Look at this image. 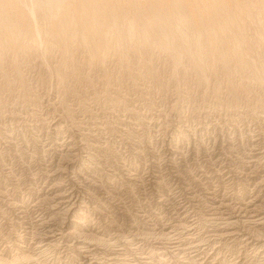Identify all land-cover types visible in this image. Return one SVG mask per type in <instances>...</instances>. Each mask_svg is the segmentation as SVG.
<instances>
[{
  "label": "rangeland",
  "instance_id": "obj_1",
  "mask_svg": "<svg viewBox=\"0 0 264 264\" xmlns=\"http://www.w3.org/2000/svg\"><path fill=\"white\" fill-rule=\"evenodd\" d=\"M250 211L264 0H0V261L264 264Z\"/></svg>",
  "mask_w": 264,
  "mask_h": 264
},
{
  "label": "bare ground",
  "instance_id": "obj_2",
  "mask_svg": "<svg viewBox=\"0 0 264 264\" xmlns=\"http://www.w3.org/2000/svg\"><path fill=\"white\" fill-rule=\"evenodd\" d=\"M255 202V201H254ZM251 205V204H250ZM253 205V204H252ZM263 207V206H262ZM252 209V208H251ZM255 209H256V207H255ZM254 209V210H255ZM262 210V209H261ZM244 211H245V209H244ZM263 211V210H262ZM246 212V211H245ZM244 212V213H245ZM238 213V212H237ZM236 214V213H235ZM232 215H233V217H234V214L232 213ZM237 216V215H236ZM221 218H222V216H221ZM241 218V217H240ZM217 219V218H216ZM223 219V218H222ZM224 219H226V218H224ZM218 220V219H217ZM220 220V219H219ZM221 221V220H220ZM241 222H243V221H241L240 219H234V218H232V219H228V220H226L224 223H223V225L224 226H226V229H229V228H233V227H235L236 225H238V224H240ZM246 223V225L248 224H254V225H260V224H264V215H261L259 212H255V211H250V213H249V216L247 217V219H246V221L243 223V225ZM49 224V223H48ZM191 224V223H190ZM193 224V223H192ZM220 224V223H219ZM262 224V225H263ZM45 225H46V223H45ZM184 225V224H183ZM183 225L181 226V227H183ZM189 225V224H188ZM187 225V226H188ZM186 226V225H185ZM220 226V225H219ZM42 227V226H41ZM47 227V226H46ZM194 228H195V226H193ZM237 227V226H236ZM239 227H241V226H239ZM250 227V226H249ZM253 227V226H252ZM263 227V226H262ZM44 228V227H43ZM179 228V227H178ZM188 228H190V227H188ZM222 228H224V227H222ZM246 228V227H245ZM260 228V227H259ZM177 229V228H176ZM196 229V228H195ZM237 229V228H236ZM62 230V229H61ZM248 230H250V229H248ZM257 230V229H256ZM25 231V230H24ZM46 231V230H45ZM51 231H52V229H51ZM55 231V230H54ZM53 231V233L55 234V232ZM63 231V230H62ZM179 231V230H178ZM241 231V230H240ZM251 231V230H250ZM171 232V231H170ZM187 232H189V231H187ZM247 232V231H246ZM26 233V232H25ZM47 233V232H46ZM52 233V234H53ZM58 233V232H57ZM60 233V232H59ZM62 233V232H61ZM68 233V232H67ZM162 233V232H161ZM172 233V232H171ZM223 233V236L225 235H231L232 234V231H230V230H225L224 232H222ZM225 233V234H224ZM237 233V232H236ZM242 233H243V231H242ZM51 234V235H52ZM68 234H70V232L68 233ZM173 235H174V233H172ZM238 234V233H237ZM240 234H241V232H240ZM249 234V233H248ZM43 235H45V234H43ZM51 235H50V237H51ZM59 235V234H58ZM172 235V236H173ZM180 235V234H179ZM196 235V234H195ZM194 235V236H195ZM219 235V234H218ZM222 234H220L219 236H221ZM233 235V234H232ZM239 235V234H238ZM256 235V234H255ZM47 236V235H46ZM60 236H62V234L60 235ZM71 236V235H70ZM139 236V235H138ZM150 236V235H149ZM191 236V235H190ZM217 236V235H216ZM241 236V235H240ZM250 236V235H249ZM257 236V235H256ZM57 237V236H56ZM56 237H55V239H56ZM71 237H73V236H71ZM132 237V236H131ZM218 237V236H217ZM222 237V236H221ZM220 237V238H221ZM239 237V236H238ZM38 238H40V239H42L41 237H38ZM63 238V237H62ZM150 238H151V236H150ZM164 238H166V240H175V239H172L171 238V236L168 234L167 236H165L164 235ZM183 238V237H182ZM192 238V237H191ZM223 238H225V237H223ZM232 238H233V236H232ZM255 238V237H254ZM259 238H261V236L259 237ZM44 239V238H43ZM47 239H48V237H47ZM66 239V238H65ZM138 239V238H137ZM190 239V238H189ZM249 239V238H248ZM250 239H251V237H250ZM74 240V239H73ZM118 240V239H117ZM121 240V239H120ZM132 240V239H131ZM136 240V239H135ZM180 240H182L181 238H180ZM238 240V239H237ZM47 241V240H46ZM127 241V240H126ZM139 241V240H138ZM178 241V240H177ZM185 240H183V242H184ZM191 241V240H190ZM53 242V241H52ZM61 242V241H60ZM95 242V241H94ZM128 242V241H127ZM136 242V241H135ZM168 242V241H167ZM178 242H180V241H178ZM182 242V241H181ZM260 242V241H259ZM43 243V242H42ZM54 243V242H53ZM56 243V242H55ZM62 243V242H61ZM100 243V242H99ZM132 243V242H131ZM170 243H173V242H170ZM185 243V242H184ZM37 244V243H36ZM57 244V243H56ZM86 244V243H85ZM84 244V245H85ZM108 244V243H107ZM106 244V245H107ZM116 244V243H115ZM133 244V243H132ZM135 244V243H134ZM138 244V243H137ZM178 244H180V243H178ZM189 243H187V245H188ZM66 245V244H65ZM92 245V244H91ZM103 245H105V244H103ZM136 245V244H135ZM170 245V244H169ZM190 245V244H189ZM188 245V246H189ZM192 245V244H191ZM194 245V244H193ZM37 246V245H36ZM41 246V245H40ZM46 246V245H45ZM58 246V245H57ZM77 246V245H76ZM109 246H111V244L109 245ZM114 246V245H113ZM176 246H178V245H176ZM176 246H174V247H170V248H168V250H169V252L170 253H172V255L174 256V257H177V256H179V255H182V251L184 250V248H183V250L180 248V245H179V247H176ZM183 246V245H182ZM78 247V246H77ZM84 247V246H83ZM123 247V246H122ZM168 247V246H167ZM191 247V246H190ZM193 247V246H192ZM198 247V246H197ZM164 248V247H163ZM187 248H189V247H187ZM42 249V248H41ZM47 249V248H46ZM45 249V250H46ZM83 249V248H82ZM161 249V248H160ZM159 249V250H160ZM186 249V248H185ZM195 249H196V247H195ZM73 250V249H72ZM81 250V249H80ZM87 250H89V249H87ZM126 250H127V248H126ZM191 250H192V248H191ZM38 251H39V248H38ZM83 251V250H82ZM186 251H188L187 249H186ZM197 251V250H196ZM199 252H200V250H198ZM89 252V251H88ZM189 252V251H188ZM24 253V252H23ZM41 253V252H40ZM45 253V252H44ZM125 253V252H124ZM143 253V252H142ZM146 253V252H145ZM165 253V255H166V252H164ZM192 253V252H191ZM136 254V253H135ZM138 254H140V253H138ZM144 254V253H143ZM185 254V253H184ZM195 254V253H194ZM196 254H197V252H196ZM40 255V254H39ZM92 255V254H91ZM123 255V254H122ZM130 255V254H129ZM142 255V254H141ZM145 255V254H144ZM144 255H143V258H144ZM38 256V255H37ZM86 256V255H85ZM103 256V255H102ZM172 256V257H173ZM191 256V255H190ZM31 257V256H30ZM35 257H36V255H35ZM87 257V256H86ZM92 257V256H91ZM104 257V256H103ZM162 257V256H161ZM34 258V257H33ZM100 258V257H99ZM121 258V257H120ZM132 258H133V256H132ZM149 258H150V256H149ZM154 258V257H153ZM163 258V257H162ZM162 258H160V259H162ZM182 258V257H181ZM0 259H2V258H0ZM105 259V258H104ZM103 259V260H104ZM117 259V258H116ZM119 259V258H118ZM140 259V258H139ZM138 259V260H139ZM147 259H148V256H147ZM152 259V258H151ZM164 259V258H163ZM170 259V258H169ZM168 259V260H169ZM187 259H189V257L187 258ZM187 259L185 260V261H187ZM238 259V258H237ZM34 260H36V259H34ZM100 260V259H99ZM111 260V259H110ZM109 260V261H110ZM131 260V259H130ZM134 260V259H133ZM133 260H132V262H133ZM141 260V259H140ZM172 260V259H171ZM181 260V259H180ZM179 260V261H180ZM32 261V259L31 258H29V259H27V258H22V259H16V260H14V261H10V262H2V261H0V264H29L30 262ZM37 261V260H36ZM101 261V260H100ZM117 261H119V260H117ZM124 262H126V260H123ZM154 261V260H153ZM163 261H165V260H163ZM177 261V260H176ZM182 261V260H181ZM102 262V261H101ZM104 262H106L105 260H104ZM113 262V261H112ZM130 262V261H129ZM134 262H136V260L134 261ZM140 262V261H139ZM149 262V261H148ZM151 262V261H150ZM170 262V261H169ZM96 263V262H95ZM110 263V262H109ZM117 263H119V262H117ZM120 263H122V262H120ZM127 263V262H126ZM131 263V262H130ZM129 263V264H130ZM144 263H145V261H144ZM162 263V262H161ZM94 264V263H93ZM97 264V263H96ZM101 264V263H100ZM104 264V263H103ZM108 264V263H107ZM112 264V263H111ZM116 264V263H115ZM133 264V263H132ZM150 264V263H149ZM185 264H190V261L189 262H187V263H185Z\"/></svg>",
  "mask_w": 264,
  "mask_h": 264
}]
</instances>
